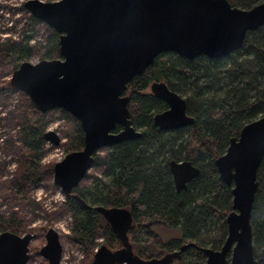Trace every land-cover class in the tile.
<instances>
[{
  "label": "water",
  "instance_id": "obj_1",
  "mask_svg": "<svg viewBox=\"0 0 264 264\" xmlns=\"http://www.w3.org/2000/svg\"><path fill=\"white\" fill-rule=\"evenodd\" d=\"M24 7L59 34V57L20 63L11 74L10 88L24 93L40 112L62 109L78 120L83 148L67 153L53 166L54 184L66 197L74 198L73 190L100 149L140 136L132 126L125 92L132 78L142 74L156 56L173 52L185 59L200 55L222 58L241 48L247 32L264 25V2L241 9L227 0H28ZM149 91L167 105L153 117L159 130L167 132L193 123L184 98L165 83L154 82ZM117 126L121 129L114 132ZM42 138L53 146L61 142L51 130L43 132ZM263 157L264 116L244 125L214 162L222 182L233 186L232 212L226 217L227 238L221 249L202 250L204 264H258L250 218ZM169 171L177 191L199 173L188 161H171ZM94 210L109 224L121 247L112 251L101 244L90 264H169L177 258L178 252L141 258L127 236L130 212L103 206ZM35 236L0 233V264H26L28 245ZM44 238L39 255L48 264H59L62 246L58 233L45 229Z\"/></svg>",
  "mask_w": 264,
  "mask_h": 264
},
{
  "label": "trees",
  "instance_id": "obj_2",
  "mask_svg": "<svg viewBox=\"0 0 264 264\" xmlns=\"http://www.w3.org/2000/svg\"><path fill=\"white\" fill-rule=\"evenodd\" d=\"M227 1L241 9L264 2ZM30 19L36 21L33 16ZM31 37L26 36L25 42ZM58 37L53 32L45 46L38 42L31 48L26 43L16 47L7 43L5 70L14 71L18 61L29 58L32 49L40 60L58 58ZM154 82L165 83L184 98L186 113L193 118L191 125L167 132L153 125L154 115L167 108L147 92ZM9 92V84L0 85V97ZM125 95L132 126L140 136L109 146L103 156L94 155L93 166L100 167L102 173L90 184L80 183L73 190L77 198L66 197L62 205L71 214L70 237L87 258L93 255L99 237L108 249H119L120 240L94 207L125 208L132 217L128 240L141 258L178 252L169 264H204L202 250L221 249L227 238L226 217L232 212L233 186L222 182L214 162L226 152L230 140L238 138L244 125L264 116V25L247 32L241 48L222 58L159 54L127 84ZM56 121L65 125L62 145L66 154L83 148L84 135L76 118L62 109L40 112L30 104L16 130L20 143L12 149L17 151L14 154L20 171L11 190L21 200L25 191L38 186L46 172L53 171L52 167L42 170L39 146L44 142V130ZM120 129L117 126L114 132ZM171 161H188L199 170L179 191L169 171ZM256 180L250 224L254 258L264 264V157ZM154 222L177 236L162 241L150 230ZM5 231L18 235L23 229L19 222L0 219V233Z\"/></svg>",
  "mask_w": 264,
  "mask_h": 264
},
{
  "label": "rangeland",
  "instance_id": "obj_3",
  "mask_svg": "<svg viewBox=\"0 0 264 264\" xmlns=\"http://www.w3.org/2000/svg\"><path fill=\"white\" fill-rule=\"evenodd\" d=\"M28 0H0V85H8L11 74L5 70V48L11 42V46L26 43V36L31 35V39L26 43L28 48L40 42L45 46L53 38L55 32L44 22L36 20L32 22V16L24 7ZM42 2H54L58 0H40ZM53 57V56H52ZM55 57L54 59H56ZM27 61L32 64L40 61L39 53L32 49L27 60H20V63ZM10 85V84H9ZM11 89V88H10ZM149 92V89L148 91ZM29 98L22 92L11 90L7 95L0 97V219L2 221L19 222L23 231L18 235L27 233L35 234L28 245V260L26 264H48L39 255L40 248L45 244L43 229H54L58 235L62 246V254L59 264H90L93 255L86 257L81 247L70 237V212L63 209L65 195L62 190L53 182V171L46 172L41 183L25 191L24 199L21 200L11 190V185L16 180L20 167L18 158L12 151L17 148L20 138L17 129L20 127L21 114L30 105ZM54 131L61 139L58 146H53L48 142L40 143L42 152L40 165L42 170L53 168L54 164L62 160L66 155L62 145L64 142L65 125L62 121L51 123L45 131ZM108 148V147H106ZM106 148H102L97 154L105 155ZM16 150V149H15ZM100 167L92 166L85 174L81 184H90L95 176H100ZM151 225L150 230L157 233L162 241L170 237L177 236L176 232H170L157 222ZM105 244L99 237L96 241L95 250ZM167 252L160 254L161 257ZM159 255V254H158ZM157 257V256H156Z\"/></svg>",
  "mask_w": 264,
  "mask_h": 264
},
{
  "label": "flooded vegetation",
  "instance_id": "obj_4",
  "mask_svg": "<svg viewBox=\"0 0 264 264\" xmlns=\"http://www.w3.org/2000/svg\"><path fill=\"white\" fill-rule=\"evenodd\" d=\"M162 102H163V101H162ZM166 106H167V105H166ZM166 109H167V108H166ZM166 109H165V110H166ZM165 110H163V111H165ZM163 111H162V112H163ZM159 113H161V112H159ZM156 114H157V113H156ZM152 121H153V119H152ZM171 131H172V130H171ZM92 166H93V165H92ZM171 176H172V175H171ZM172 179H173V178H172ZM43 234H44V229H43ZM166 254H167V253H166ZM164 255H165V254H164ZM204 256H205V255H204ZM161 257H162V256H161ZM157 258H159V257H157ZM205 260H206V257H205Z\"/></svg>",
  "mask_w": 264,
  "mask_h": 264
}]
</instances>
